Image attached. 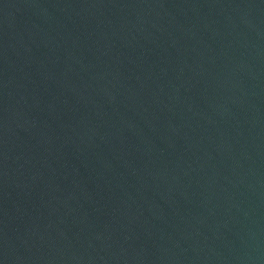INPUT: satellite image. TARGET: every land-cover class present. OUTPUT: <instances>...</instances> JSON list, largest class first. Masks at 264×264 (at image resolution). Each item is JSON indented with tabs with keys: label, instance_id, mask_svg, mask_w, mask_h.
Instances as JSON below:
<instances>
[{
	"label": "water",
	"instance_id": "obj_1",
	"mask_svg": "<svg viewBox=\"0 0 264 264\" xmlns=\"http://www.w3.org/2000/svg\"><path fill=\"white\" fill-rule=\"evenodd\" d=\"M0 264H264V0H0Z\"/></svg>",
	"mask_w": 264,
	"mask_h": 264
}]
</instances>
